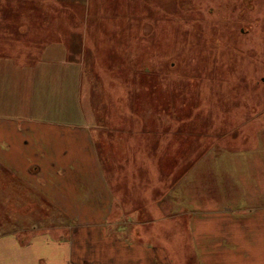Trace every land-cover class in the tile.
Listing matches in <instances>:
<instances>
[{"label":"rangeland","instance_id":"obj_1","mask_svg":"<svg viewBox=\"0 0 264 264\" xmlns=\"http://www.w3.org/2000/svg\"><path fill=\"white\" fill-rule=\"evenodd\" d=\"M12 54L66 77L50 96L92 131L119 196L107 228L147 245L151 200L211 143L262 123L264 0H0V61ZM74 221L0 168V236Z\"/></svg>","mask_w":264,"mask_h":264},{"label":"crops","instance_id":"obj_2","mask_svg":"<svg viewBox=\"0 0 264 264\" xmlns=\"http://www.w3.org/2000/svg\"><path fill=\"white\" fill-rule=\"evenodd\" d=\"M20 61L13 54L0 61V168L32 184L75 224L60 234L1 235L0 264H264V112L243 137L211 143L151 200L160 225L143 236L147 245L107 228L119 196L92 131L69 121L75 113L61 90L50 96L56 83L66 88V77ZM35 104L44 112L22 108Z\"/></svg>","mask_w":264,"mask_h":264}]
</instances>
